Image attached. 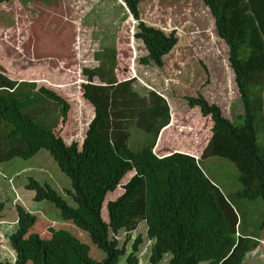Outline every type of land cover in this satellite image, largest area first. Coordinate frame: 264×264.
I'll return each mask as SVG.
<instances>
[{
  "label": "trees",
  "instance_id": "16d2710c",
  "mask_svg": "<svg viewBox=\"0 0 264 264\" xmlns=\"http://www.w3.org/2000/svg\"><path fill=\"white\" fill-rule=\"evenodd\" d=\"M8 1L0 0V4ZM203 1L211 11L219 38L229 48L244 114L233 121L203 93L189 96V106L200 108L213 120V137L201 159L178 152L156 155L155 142L169 123V107L153 91L149 101L141 98L131 86L133 78L120 82L114 73L116 61L110 67L111 76H107L106 62L84 71L88 82L82 85L83 95L95 107L96 116L81 148L77 142L67 145L55 134V126L36 120L31 109L40 101L51 100L66 122L71 104L63 96L45 86L38 87L35 81L15 80L0 71V127L7 130L0 134V162L27 160L47 150L72 180L73 189L67 194L78 208L70 207L50 185L31 178L26 188L35 193L34 202L53 204L64 222L86 232L106 253L104 260L94 259L90 245L68 230L51 225V236L43 237L33 231L37 216L17 205L16 229L10 234L16 260H0V264H119L127 254L126 247L121 248L119 234L127 231L131 235L143 222L151 241V264H160L168 254V264H242L258 248L260 235L241 232L238 212L208 177L202 159L215 155L233 159L241 185L236 199L264 203V147L258 144L256 130L258 116L262 114L264 119V0ZM144 2L125 0L124 6L138 22L135 39L147 52L144 64L163 68L164 57L175 49L178 38L175 32L166 35L143 22ZM99 76L102 82L96 83ZM142 108L153 112L158 122L153 127L154 141L137 152L130 145V126ZM147 124L145 130L150 133L151 123ZM131 172L137 174L127 184L124 196L108 205L110 221H106L104 209L109 194L116 192ZM6 207L0 203L1 221ZM259 230H264V220ZM141 243L140 238L129 257L130 264H139L136 254Z\"/></svg>",
  "mask_w": 264,
  "mask_h": 264
},
{
  "label": "rangeland",
  "instance_id": "374dc122",
  "mask_svg": "<svg viewBox=\"0 0 264 264\" xmlns=\"http://www.w3.org/2000/svg\"><path fill=\"white\" fill-rule=\"evenodd\" d=\"M15 1L3 4L6 5L4 10L0 5V71L15 80L35 81L38 87L45 86L57 92L71 104L66 122L59 106L51 100L40 101L31 108L36 120L48 127L55 126V134L67 145L77 142L81 148L95 118V107L84 98L82 85L88 82L84 71L99 68L103 62L107 63V76H111L110 67L116 61L115 76L120 82L133 78V90L146 101H149L151 91L162 95L171 117L174 116L172 127L181 126L186 133L182 145H188L189 133L195 142L191 143L189 153L193 155L200 145L199 159L206 154L213 137L212 117H205L200 108L191 109L190 115H173L172 98L181 110L188 111L189 96L203 93L210 103L222 109L226 118L237 121L244 114L242 96L229 61V48L219 38L211 11L203 0H145L142 3L145 24L166 35L175 32L178 38L175 49L164 57L163 68L144 64L147 52L135 39L139 25L124 6L125 0H65L62 5L57 0ZM95 82H102L101 77H96ZM145 119L151 122L150 116ZM130 127V145L140 152L149 144L150 135L136 121ZM170 130L171 134L178 131L177 128ZM256 130L258 144L264 147L262 114L256 121ZM6 131L0 127V134L4 135ZM179 146L186 150L180 143ZM230 159L215 155L202 159V165L216 188L234 205L242 221L241 232L260 235L258 248L248 254L242 264H264V230H259L264 220V203L236 199V193L241 189L239 169ZM136 174L129 173L119 189L109 194L104 209L106 221H110L108 205L124 196L127 184ZM31 178L50 185L70 207L78 208L67 194L73 189L72 180L61 171L47 150L42 149L27 160L15 158L0 162V203L7 206L0 220V260L11 263L16 260L10 234L16 229L17 205L37 216L34 232L49 238L50 225L68 230L91 246L94 259L104 260L106 253L93 243L90 235L74 224L64 222L53 204L34 202L35 193L26 188ZM134 217L139 222L135 212ZM118 238L121 248L126 247L127 251L119 264H130L129 257L140 238L142 243L136 257L139 264H151V241L147 237L146 223L143 222L131 235L122 231ZM170 259L171 255H165L160 264H168Z\"/></svg>",
  "mask_w": 264,
  "mask_h": 264
},
{
  "label": "crops",
  "instance_id": "0c3cea01",
  "mask_svg": "<svg viewBox=\"0 0 264 264\" xmlns=\"http://www.w3.org/2000/svg\"><path fill=\"white\" fill-rule=\"evenodd\" d=\"M10 1L11 0H9L8 2L3 3V4H7V3L9 4ZM13 1H15V0H13ZM15 2L19 5H21V3H18L17 1H15ZM57 2H59L58 3L59 5H62L65 3V0H57ZM3 4H0V5L2 6ZM5 7H6V5H3V7H2L3 10ZM43 9L44 8L42 7L41 10H43ZM135 78H138V76ZM150 95H151V93H150ZM160 96L162 98V95H160ZM141 98H143V96H141ZM149 99H150V96H149ZM165 102L167 103V101H165ZM172 102H173L174 107H175V109L173 111V115L178 114V116L181 117L183 113L188 114V115L191 114V109L193 110V108L190 107V109H188V111H186V109H185L184 110L185 112H184L183 110H181V107H179V105H177L175 103L174 98H172ZM167 105H168V103H167ZM147 106L148 105H146L145 107H147ZM194 109H196V108H194ZM169 113H170V110H169ZM95 116H96V114H95ZM146 116L151 117V122H150L151 124H150L149 128H152V129L150 130V133L147 130H145V132L150 135L149 136L150 137L149 143H150V142H153L155 139V137H154L155 131H154L153 127H155L156 122H158L157 119L155 118L154 113L148 112L146 108H142L141 112L139 114L137 112L135 121L139 126H142V128H144V129L148 128L147 120L145 119V122H144V118ZM140 122L142 123V125L140 124ZM144 123H146L145 126H144ZM172 125H174V116L171 117V115H170L169 123L160 130V132L157 136L156 142H155L154 150H156V155L158 157L169 156L170 154L176 153V152L184 153V154H190L189 150L191 148V143H195V142H192V135H191V133H189V137L186 138V143H188V145H182V142L185 139L186 133H185L183 127H181V126L172 127ZM171 128H177L178 131L171 134V130H170ZM195 140H197V139H195ZM179 143L181 146L186 147L185 151L180 149ZM170 149H173V151H170ZM168 151H170V152H168ZM200 153H201V147H200V145H198V150L193 155L192 154H190V155L197 157L199 159Z\"/></svg>",
  "mask_w": 264,
  "mask_h": 264
}]
</instances>
